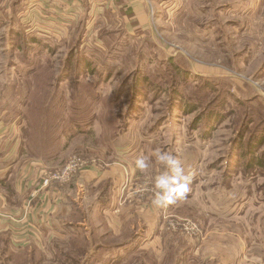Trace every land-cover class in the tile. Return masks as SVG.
I'll list each match as a JSON object with an SVG mask.
<instances>
[{"label":"rangeland","instance_id":"rangeland-1","mask_svg":"<svg viewBox=\"0 0 264 264\" xmlns=\"http://www.w3.org/2000/svg\"><path fill=\"white\" fill-rule=\"evenodd\" d=\"M145 1L149 25L140 29L126 27L124 16L132 23V12L113 7L91 14L83 10L81 21L68 26L51 13L58 20L48 33L23 22L41 41L39 61L49 58L32 78L40 75L36 78L51 83L52 92L66 94V105L79 107L84 116L94 113L97 119L93 127L73 135L58 161L39 160V170L64 166L75 154L88 162L84 171H104L115 164L125 175L118 204L124 211L100 212V193L95 192L99 187L90 185L93 192L83 184L84 193L81 186L75 190L77 178L86 184L79 173L57 184L74 189L60 210L66 214L80 207L86 216L79 222L83 228H76L81 226L71 219L76 222L63 234L67 222L60 216L62 220L55 217L56 224L50 225L56 230L46 227L40 233L36 225L17 217L19 227L0 226V264H65L62 254L80 257L68 248L71 232L88 237L94 232L99 243L113 245L128 240L126 230L138 234L135 244L129 251H99L98 264H264V168H247L241 153L245 147L239 150L242 131L247 129L244 146L249 136L264 135V94L257 91L264 89V0ZM17 2L0 0V17L9 20L17 10L19 19L26 21L29 13L23 16L26 7ZM8 31V25L0 24V116L11 125L14 109L27 110L22 104L27 78L17 76V67L25 65ZM45 46L55 50L49 55ZM62 75V80L69 79L54 87ZM74 86L83 92L81 98ZM14 129L20 135L17 125ZM156 150L174 155L185 174H191L189 191L177 200L174 211L169 205L153 206L147 191L150 186L153 193L155 177L165 170L156 161ZM141 155L149 165L143 172L136 167ZM171 219L196 221L204 240L170 227ZM38 239H44V245ZM30 241L37 246H28ZM112 254L123 257L111 262Z\"/></svg>","mask_w":264,"mask_h":264},{"label":"trees","instance_id":"trees-1","mask_svg":"<svg viewBox=\"0 0 264 264\" xmlns=\"http://www.w3.org/2000/svg\"><path fill=\"white\" fill-rule=\"evenodd\" d=\"M16 5H21L23 6V8L26 7L23 0H18ZM18 16L19 15L17 14L16 10V13L12 14V17L9 20H5L0 17V24L9 26L8 33L14 38L11 43L12 45L16 46V50L23 60L22 63L25 65V67L22 69L17 67V76L24 79L27 78V80L23 83L26 87L27 92L22 100V104L27 110L14 109L13 111V121L20 129L19 145L17 149L19 158L17 159L20 160L22 157H25L27 159L41 160L45 163L50 164L58 161L61 158L60 155L62 154V151H64V149L69 146L74 134L82 133L84 130L93 127L97 119L94 113L84 116V113L82 112L83 110L78 109L79 107L66 105L65 102L62 101L65 98L66 94L61 93L60 91L56 93L55 91L52 92L48 88L51 87V83L41 82L36 78H40V75H36V77L32 78L34 70H37L38 67H41L42 65L47 63L49 58L43 59V62L39 61L41 59V56H39V52L42 51L40 49L41 41L40 39H38L39 37L37 38L35 35H33L34 33H32L31 30H28L26 25L22 20L19 19ZM83 36L84 34L82 35V37ZM79 44H82L81 40L79 41ZM80 45L78 47H80ZM54 50L55 49L53 47L49 46H45L44 48V51H47L49 55L52 54ZM28 55H34L36 57V60L31 61L27 57ZM71 56H73V54ZM69 59L72 60V57ZM70 63L65 66H70ZM78 63L81 64V59H77V64ZM49 65L50 64H48V66ZM79 71V67H76V73H79ZM63 78L65 77L62 75L61 79H58V83H56L54 87L57 88L63 82H65V80L67 81L69 79L66 78L65 80H62ZM144 79L148 80L147 77H144ZM82 89L83 91H87L88 88L83 87ZM74 90L76 97L81 98L83 92L80 91V89H78V87L76 86H74ZM44 91H46L47 94H44ZM90 91L92 90L90 89ZM80 111L82 114L81 116H84L83 119L81 117L80 119L75 120V115H78ZM201 120H203V118ZM246 132L247 129L246 131H242L239 135V150H242V148L245 147V149L241 151V153L242 156L247 159L246 166L247 168L249 167L251 169L255 168L256 166L264 168V135H262L261 137L249 136L246 140V145L244 146L243 142H245L244 136H246ZM259 150L261 153H257ZM14 164L15 162L10 165L7 173L0 178V188L9 192V194L12 195L13 198L17 195V190L15 187L16 176L14 174ZM102 191H104L105 193H100V200L98 202V208L100 212L101 210L107 208L112 196V193H106V191H110L108 183ZM85 217L86 216L80 209V207L74 206L73 209H71L65 216V221L67 223H63L64 229L61 232L63 234L69 232L67 230V226L73 225L76 221V224L81 226V219ZM71 219H75L76 221ZM134 223L135 221H132V224ZM76 228L83 227L81 226ZM172 232L174 234H177L178 231ZM124 233L126 237H128V240L123 241L120 244L111 245L99 243L97 235L94 232H89L91 237H88L86 233L84 234L71 232L69 237L70 246L68 248L70 250L72 249L76 251L80 257H72L71 254H66L62 257V254L59 257L60 261L68 264L69 262H81V260L83 259L85 264H98L97 260L100 258L99 251L101 250L109 252H115L118 250L129 251L130 245L135 244L134 239L138 237V234L130 235L129 230H126ZM130 236H132L133 238L129 239ZM6 238L11 241L10 233H8V236ZM174 238L176 239V237ZM80 239H82L83 241H80ZM43 240L44 239H38L37 243L39 245H44ZM172 241L174 242L175 240L173 239ZM173 242L171 244H173ZM31 243L32 242L30 241L28 243V246H37L35 244L31 245ZM182 245L188 246L186 242L182 243ZM57 249L59 248L57 247ZM111 256V262H113L115 259L123 257L119 254H112ZM27 263H30V261H28Z\"/></svg>","mask_w":264,"mask_h":264},{"label":"crops","instance_id":"crops-1","mask_svg":"<svg viewBox=\"0 0 264 264\" xmlns=\"http://www.w3.org/2000/svg\"><path fill=\"white\" fill-rule=\"evenodd\" d=\"M26 5V9L23 12V16L27 17L25 23H33L34 28H37L39 31L43 32H53L54 25L52 28V24L57 23L58 19L56 17L51 16V13L58 14L60 18V23L63 26H68L71 22L81 21L79 17H81L82 12H87V14H91L96 9L99 12L106 10L107 8L113 7V9L120 10L122 9L124 13L129 11L132 12L130 16H128L129 21L127 23V18L124 16V20H126V27L129 29L144 28L149 25V15L146 10V1L145 0H119L125 1L123 4L116 5L115 1L117 0H23ZM83 6L85 8H83ZM119 6V8H118ZM60 7V8H59ZM75 7V8H74ZM84 10V11H83ZM65 12L69 13L71 16H68ZM64 16H61V15ZM18 17H21V14H18ZM89 17V15H88ZM51 21V22H50ZM58 25V24H57ZM45 28V29H44ZM63 32V30H62ZM0 116V178L6 174L10 165L14 164V174L16 176V197L15 201H12L13 196L9 194V192L0 188V199L7 200L11 204V208L7 211L13 219L0 215V226L6 223V226L11 230L14 227H19V224H15L14 221L18 220V218H23V221L26 219L28 223L36 225L39 229V232L42 233L41 229L50 228L51 230H56L52 226L56 224L55 217L60 216L65 217L68 213L62 214L61 206L63 205V199L66 197V194L72 193V188L69 189V185H64V187H59L61 184L53 183L49 188L41 189L40 183H38V179L40 178V166H42L39 160L27 159L22 157L20 160L18 156V145H19V132H16L14 126L16 123L7 124L6 121L2 120ZM65 165V164H64ZM62 167V166H61ZM8 168V169H7ZM21 168V169H20ZM7 171L5 172V170ZM85 170V169H84ZM83 170V171H84ZM88 171H82L81 177L82 181H86L85 183H80L78 178L73 183L75 186V190H78L81 186L82 193L85 192L84 185H86L91 191L94 190L90 187L92 185L94 188L99 187L100 189L95 191L96 193H105L103 190L104 182L107 181L110 187V191H106V193H112L111 201L107 206V210L105 209V213L112 214L118 213L121 211L122 207H118L119 197L121 195L122 186L125 182V175L122 171L123 169L115 164H111L109 169H105L104 171L94 172L91 169H86ZM91 183V184H90ZM84 184V185H83ZM62 186V185H61ZM35 189H38L39 195H37L31 202V208L25 209L24 205L27 199H30V193H33ZM67 195V196H68ZM17 200L19 202H17ZM23 201V203H22ZM177 202V201H176ZM175 204L169 205L170 210L174 211ZM128 205L124 206L127 208ZM117 208L116 210H114ZM123 210V209H122ZM124 211V210H123ZM147 213V212H146ZM30 216V217H29ZM4 219H1V218ZM52 224V226H50ZM161 224V223H160ZM32 225V227H34ZM24 224L21 225L23 227ZM31 226V225H29ZM39 234L38 237H40ZM36 239V238H35Z\"/></svg>","mask_w":264,"mask_h":264},{"label":"clouds","instance_id":"clouds-1","mask_svg":"<svg viewBox=\"0 0 264 264\" xmlns=\"http://www.w3.org/2000/svg\"><path fill=\"white\" fill-rule=\"evenodd\" d=\"M257 91L264 94V89L258 87ZM153 154L165 170L155 177L152 204L158 208L175 204L189 191L191 174H185L181 161L171 153L156 150ZM136 167L142 172L146 170L149 167L147 158L141 155L136 160Z\"/></svg>","mask_w":264,"mask_h":264},{"label":"built area","instance_id":"built-area-1","mask_svg":"<svg viewBox=\"0 0 264 264\" xmlns=\"http://www.w3.org/2000/svg\"><path fill=\"white\" fill-rule=\"evenodd\" d=\"M87 163L88 162L83 157L76 154L72 155L62 167L50 169L49 171L40 170V178L38 179V183H40L41 189H44L49 188L53 183L69 182L88 166ZM147 189L146 190L148 191L149 195L154 194L149 192V190H151L150 186ZM38 191V189H35L33 193H30V199H27L24 205L25 209L31 208L32 199L39 195ZM145 194L146 193H138L137 195L143 196ZM10 208L11 204L7 202V200L0 199V215L13 219V217H11L7 212L10 210ZM169 224L170 227L173 226L182 228L189 237H191L192 239H196L197 241H202L205 238V232L203 231L201 226L194 220L187 219L182 222L174 221L173 219H171L169 221Z\"/></svg>","mask_w":264,"mask_h":264}]
</instances>
